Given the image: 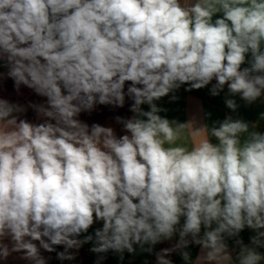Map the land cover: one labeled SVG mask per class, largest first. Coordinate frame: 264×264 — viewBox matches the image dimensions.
Here are the masks:
<instances>
[{
	"label": "clouds",
	"instance_id": "clouds-1",
	"mask_svg": "<svg viewBox=\"0 0 264 264\" xmlns=\"http://www.w3.org/2000/svg\"><path fill=\"white\" fill-rule=\"evenodd\" d=\"M217 12L223 17L213 22ZM262 42L264 0H0L7 76L17 90L47 98L30 105L45 118L40 124L0 99V259L23 252L30 264H47L40 250L56 245L65 246L58 259H73L68 249L93 241L75 237L95 219L103 221L91 249L97 254L112 250L122 259L146 244L151 252L178 233L157 264H172L165 257L190 243L201 246L194 264H260L264 134L231 116L211 129L170 121L154 101L215 79L212 95L227 84L254 102L264 93ZM126 95L134 115L116 119L130 135L78 119L97 104L123 107ZM226 105L238 107L233 99ZM246 227L255 232L252 246L236 239L234 262L226 240Z\"/></svg>",
	"mask_w": 264,
	"mask_h": 264
},
{
	"label": "crops",
	"instance_id": "crops-1",
	"mask_svg": "<svg viewBox=\"0 0 264 264\" xmlns=\"http://www.w3.org/2000/svg\"><path fill=\"white\" fill-rule=\"evenodd\" d=\"M196 0H181L182 5L190 6L194 4ZM223 13L217 12L213 15V22L217 18H222ZM261 51H264V42L261 43ZM252 60L251 52L245 54V63L250 67V61ZM242 68V67H241ZM243 69V68H242ZM8 68L5 66L4 61H0V99L7 100L9 103L22 106L25 111L19 113L21 119H26L31 123L40 124L44 122L45 118L38 117L35 110L30 105L46 104L47 98L38 95L33 89L27 86L21 85L19 89L15 87L14 80L7 76ZM217 81L213 79L208 85L201 89L187 90L190 87V83L182 84L179 88L169 92L168 95L154 101L158 108L166 111H161L158 114L161 117H165L170 121L175 120L180 123L187 122L189 120H195L197 125H207L209 129L213 126L218 127V123L222 122L226 117L231 116L233 120H242L249 125V132L255 131L264 134V93L257 98L254 102L248 103L241 98L240 94H231L225 85L224 89L219 92L218 95L211 94V88ZM131 82H125L124 91L127 93V88ZM227 99L235 100L237 108L235 111L228 108L226 105ZM133 100L125 96V103L123 107L113 105H100L97 104L91 111H83L79 114L78 119L89 125L99 124L103 127H110L113 129L117 138L123 135H130L123 128V124L117 121V117L123 119L131 118L134 113L130 111V107ZM143 111H149L150 107L147 104H142ZM247 138V134L241 135V142ZM209 140L213 144H218V140L215 137L210 136ZM179 143V142H178ZM167 146V145H166ZM184 218H181L180 223L183 224ZM103 221H96L89 228L88 232L81 233L80 236L75 237L81 241L88 235L93 236V241L82 243L79 248L68 249V254H71L73 259L61 260L64 264H83L95 259V261L88 264H157V253L163 249L173 248L179 241V234H174L171 240H163L152 247V251L148 252L145 249L149 245H144L142 249L139 245H134L135 252L129 253L126 250L121 254L115 251L109 250L106 253L97 254L91 249L95 244V230L102 228ZM202 227V233H203ZM201 233V234H202ZM255 235V232L250 228L242 230L238 237L228 238L226 243L229 246V250L232 251L233 260L235 262L236 254L239 252V246L236 245L235 240L241 239L245 245L252 246L250 243V237ZM46 239V238H45ZM189 239H191L189 237ZM4 243L8 244L11 248L10 239H5ZM39 246L38 241H34ZM199 245L190 243L186 248L182 250H175L169 253L165 258L171 260L172 264H194L196 257L200 253ZM55 251L47 252L41 249V255L45 257L47 264H58L56 257V248L59 252L65 251L64 245L54 246ZM181 251H187L190 254L189 260H184ZM257 251L264 255V247L257 248ZM23 252H13L7 257V259H0V264H30L28 260L22 259ZM264 264V260L260 262Z\"/></svg>",
	"mask_w": 264,
	"mask_h": 264
},
{
	"label": "trees",
	"instance_id": "trees-1",
	"mask_svg": "<svg viewBox=\"0 0 264 264\" xmlns=\"http://www.w3.org/2000/svg\"><path fill=\"white\" fill-rule=\"evenodd\" d=\"M241 67L244 68V67H249V66L246 63H244V64L241 65ZM55 253H56V257H57V253H59V249L56 248V252ZM57 260H58V264H64V263H62V261L60 259L57 258ZM93 261H95V259H93L91 261H88L86 263H83V264H88V263H91Z\"/></svg>",
	"mask_w": 264,
	"mask_h": 264
}]
</instances>
